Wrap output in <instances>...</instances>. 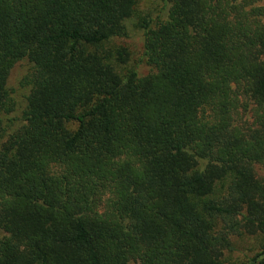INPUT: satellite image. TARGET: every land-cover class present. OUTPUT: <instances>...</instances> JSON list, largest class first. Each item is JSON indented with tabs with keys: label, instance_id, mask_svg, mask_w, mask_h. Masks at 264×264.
Instances as JSON below:
<instances>
[{
	"label": "trees",
	"instance_id": "16d2710c",
	"mask_svg": "<svg viewBox=\"0 0 264 264\" xmlns=\"http://www.w3.org/2000/svg\"><path fill=\"white\" fill-rule=\"evenodd\" d=\"M261 1L0 0V264H264Z\"/></svg>",
	"mask_w": 264,
	"mask_h": 264
},
{
	"label": "rangeland",
	"instance_id": "374dc122",
	"mask_svg": "<svg viewBox=\"0 0 264 264\" xmlns=\"http://www.w3.org/2000/svg\"><path fill=\"white\" fill-rule=\"evenodd\" d=\"M142 6L143 7L141 17L150 16L151 19H153L156 18L161 12L162 4H160V0H144ZM256 6H264V0H262ZM136 20L137 19H133L132 22H129L130 25L136 24ZM141 34L142 33H140L138 30L131 27L129 38L123 40L122 44L126 46L128 52L130 53V66H136L138 70L137 73L140 77H143L148 74L150 69L143 63H140V59L142 58L143 52ZM13 67L14 68H12L9 73L6 84L7 89L15 102V111L9 116V118L19 122L22 111L25 108L26 97L28 95L27 87L23 85L24 78L29 74L31 67L26 61H20L16 63ZM252 108L253 106L248 101H246L245 99H241L239 103L238 114L236 115L234 121L237 122L238 125H240L241 127H249L253 122ZM18 122L13 126H16ZM50 170L51 173L55 176H58L61 173L60 167L55 165L51 166ZM255 171L257 179L263 180L264 166H256ZM255 237L256 236L244 234L240 238H235L233 240L235 244V252L233 253V258L240 259L244 254L252 256L253 252H250L249 249H252L253 246L256 245L257 239Z\"/></svg>",
	"mask_w": 264,
	"mask_h": 264
}]
</instances>
